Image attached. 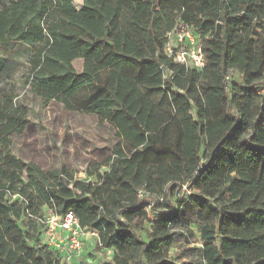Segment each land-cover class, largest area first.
I'll list each match as a JSON object with an SVG mask.
<instances>
[{
  "label": "trees",
  "instance_id": "obj_1",
  "mask_svg": "<svg viewBox=\"0 0 264 264\" xmlns=\"http://www.w3.org/2000/svg\"><path fill=\"white\" fill-rule=\"evenodd\" d=\"M232 2L84 0L77 11L72 0H0V73L5 45L22 40L41 46L26 81L35 89L52 87L55 73L74 84L107 71L136 77L159 94L151 112L120 116L111 155L89 173L94 182H80L64 167L44 170L11 154L25 113L14 95L0 92V264H61L36 221L44 210L71 213L81 228L95 231L97 249L112 252L102 264H264V93L256 88L264 83V0L246 1L249 17L234 20L239 34L228 26ZM158 17L168 30L189 28L204 54L202 70L167 56ZM77 57L84 64L75 74L70 61ZM232 72L240 82L229 79ZM104 96L95 90L82 112L102 121ZM218 110L223 115L212 120ZM208 153L210 164L198 173ZM182 186L190 191L186 200L160 202ZM139 193L166 210L147 221L148 242L137 229L155 209ZM191 227L202 246L177 263L168 250L177 236L189 244Z\"/></svg>",
  "mask_w": 264,
  "mask_h": 264
},
{
  "label": "rangeland",
  "instance_id": "obj_2",
  "mask_svg": "<svg viewBox=\"0 0 264 264\" xmlns=\"http://www.w3.org/2000/svg\"><path fill=\"white\" fill-rule=\"evenodd\" d=\"M42 1L48 3L52 0ZM246 1L233 0L226 13L230 30L237 34L242 32V28L234 20L249 17L245 7ZM257 1L252 0V3ZM72 5L80 11L84 0H72ZM207 8L210 7L204 6L201 10L206 11ZM217 8L213 7L209 10L214 16L220 17ZM51 16H54L53 21H55L58 14ZM158 22L160 23L158 30L167 31L168 43L174 48L178 33L184 31L182 25L175 24L171 30H168V23L166 26L159 17ZM153 25L156 27L155 22ZM5 46L9 49L6 52L8 61L5 62L0 73V92L14 95L16 106L21 107L25 113L21 118L20 132L14 134L10 142L11 154L24 163L35 164L44 170L64 167L73 174L75 181L94 182V177H90L89 173L94 172L96 164L104 163L111 155L113 145L117 143L116 131L122 125L123 117L149 113L157 106L159 94L156 90L151 89L136 77L125 76L118 72H101L93 79L80 78L74 84L59 82L58 79L62 73H55L56 80L52 87L51 82H47L41 83L44 88L35 89L26 84V81L28 74L32 76L29 60L35 57L36 50L41 46L30 45L22 40L10 41ZM83 64L82 57L71 60L73 73H79ZM229 77L232 81H241V76L237 73L232 72ZM256 88L260 94L264 93V83L257 85ZM95 90H101L105 95L103 102L107 115L102 121L82 112L85 101ZM45 94H50L53 98L47 99ZM121 115H123L122 118ZM222 115L221 110L210 112L212 120ZM209 155L208 153L203 158V164L207 162ZM177 194L178 196H175ZM188 195L190 191L182 186L172 192L167 190L166 196L160 197L162 199L160 202L164 203L167 199L175 206L186 200ZM140 199L149 204V210L150 207L155 209V212L148 213L147 217H141L140 221L143 225L137 229L142 239L148 242L150 225L147 221H154V213H162L166 210L155 206L157 198L142 196ZM49 214V211L44 210V216ZM190 229H193V237L189 236V244H186V239L177 236L173 247L168 250V257L177 263L189 259L186 255L187 251L202 246L195 228ZM82 240L83 254L76 259V264H93V261L98 259L104 262L111 260L112 255L108 256L104 251L97 249L95 238L85 235ZM196 260L198 261L199 258L197 257Z\"/></svg>",
  "mask_w": 264,
  "mask_h": 264
},
{
  "label": "built area",
  "instance_id": "obj_3",
  "mask_svg": "<svg viewBox=\"0 0 264 264\" xmlns=\"http://www.w3.org/2000/svg\"><path fill=\"white\" fill-rule=\"evenodd\" d=\"M178 33L176 45L171 47L168 43L165 52L177 65L188 66L198 71L204 67V54L200 44L195 40L188 27ZM169 39V35H167ZM138 197H142L139 193ZM148 208V207H147ZM36 221L43 227V243L50 247L58 256L61 264H76V259L83 254V240L85 235L96 240L100 245L98 235L91 229H83L71 213L57 216L50 213L48 216L37 218ZM103 251V250H102ZM106 255H112L104 250ZM105 263L104 260L93 261V264Z\"/></svg>",
  "mask_w": 264,
  "mask_h": 264
},
{
  "label": "water",
  "instance_id": "obj_4",
  "mask_svg": "<svg viewBox=\"0 0 264 264\" xmlns=\"http://www.w3.org/2000/svg\"><path fill=\"white\" fill-rule=\"evenodd\" d=\"M213 154H214V151L212 153V156H213ZM209 164H210V160L206 164H203V167L199 170L198 173L204 171L209 166Z\"/></svg>",
  "mask_w": 264,
  "mask_h": 264
}]
</instances>
